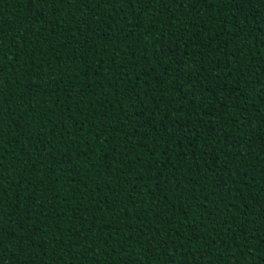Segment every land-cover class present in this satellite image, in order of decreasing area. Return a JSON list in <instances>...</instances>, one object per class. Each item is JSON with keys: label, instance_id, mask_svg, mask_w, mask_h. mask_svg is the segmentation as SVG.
I'll use <instances>...</instances> for the list:
<instances>
[{"label": "trees", "instance_id": "16d2710c", "mask_svg": "<svg viewBox=\"0 0 264 264\" xmlns=\"http://www.w3.org/2000/svg\"><path fill=\"white\" fill-rule=\"evenodd\" d=\"M0 264H264V0H0Z\"/></svg>", "mask_w": 264, "mask_h": 264}, {"label": "snow or ice", "instance_id": "6c2138e0", "mask_svg": "<svg viewBox=\"0 0 264 264\" xmlns=\"http://www.w3.org/2000/svg\"><path fill=\"white\" fill-rule=\"evenodd\" d=\"M18 227H19L22 231L27 232V235H28L29 238H30L32 235H34V233L28 232V230H27V226H26V225L18 224Z\"/></svg>", "mask_w": 264, "mask_h": 264}]
</instances>
